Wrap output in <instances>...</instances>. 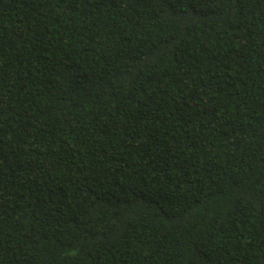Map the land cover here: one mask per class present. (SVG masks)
<instances>
[{"label":"trees","instance_id":"16d2710c","mask_svg":"<svg viewBox=\"0 0 264 264\" xmlns=\"http://www.w3.org/2000/svg\"><path fill=\"white\" fill-rule=\"evenodd\" d=\"M0 264H264V0H0Z\"/></svg>","mask_w":264,"mask_h":264}]
</instances>
